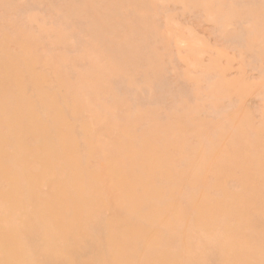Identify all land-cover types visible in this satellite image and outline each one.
<instances>
[{
    "label": "rangeland",
    "instance_id": "obj_1",
    "mask_svg": "<svg viewBox=\"0 0 264 264\" xmlns=\"http://www.w3.org/2000/svg\"><path fill=\"white\" fill-rule=\"evenodd\" d=\"M0 264H264V0H0Z\"/></svg>",
    "mask_w": 264,
    "mask_h": 264
}]
</instances>
